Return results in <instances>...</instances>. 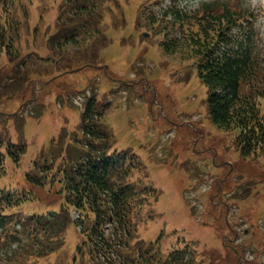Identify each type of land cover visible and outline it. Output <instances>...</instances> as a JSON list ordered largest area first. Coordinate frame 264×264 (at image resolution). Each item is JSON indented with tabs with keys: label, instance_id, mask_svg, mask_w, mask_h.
I'll list each match as a JSON object with an SVG mask.
<instances>
[{
	"label": "rangeland",
	"instance_id": "rangeland-1",
	"mask_svg": "<svg viewBox=\"0 0 264 264\" xmlns=\"http://www.w3.org/2000/svg\"><path fill=\"white\" fill-rule=\"evenodd\" d=\"M162 1L118 0L100 25L111 43L99 52L95 65L85 66L74 57L78 48L49 46L48 39L60 30L56 24L63 0H23L28 20L17 45L21 58L32 56L36 67L29 64L20 71L30 73L29 83L19 86L16 96L11 97L13 88H0V134L8 132L12 142L26 143L28 150L20 168L8 161L5 181L20 186L24 173L35 172L34 162L51 166L53 160V169L38 173L43 181L47 176L43 186L31 185L35 200L20 211L59 209L64 199L58 182L64 176L61 169L70 168L76 153L71 146L85 139L81 114L87 97L95 94L110 102L102 123L112 133V150L134 154L141 166L131 182L141 180L149 187H144L148 199L138 208L134 244L154 253L155 264H165L172 251L184 249L189 251L185 263L193 258L194 264H264V155H242L238 132L211 121L208 89L193 61L163 52V36L146 16ZM245 1L256 10L255 27L264 49V0ZM15 16L22 19V11ZM101 44L93 42L88 48ZM48 60L60 62L62 70H54ZM65 66L73 68L63 70ZM0 68L4 76L10 74L5 54ZM22 105L26 109L20 117ZM71 231L58 253L27 264H88L76 250L80 238Z\"/></svg>",
	"mask_w": 264,
	"mask_h": 264
},
{
	"label": "trees",
	"instance_id": "trees-1",
	"mask_svg": "<svg viewBox=\"0 0 264 264\" xmlns=\"http://www.w3.org/2000/svg\"><path fill=\"white\" fill-rule=\"evenodd\" d=\"M116 6L118 0H63L56 24L60 30L48 39L50 48L76 47L79 52L74 57L79 56L85 66L95 65L99 52L111 43L100 28L104 13ZM18 10L22 19L15 16ZM146 16L156 34L163 36L159 45L166 55L180 54L183 60L193 61L192 67L208 89L211 121L238 132L242 155H264V49L255 27L256 10L245 0H163ZM27 17L23 0H0V58L5 54L11 63L8 75L0 68L4 80L0 88L4 92L13 88L11 97L20 87H27L30 73L20 71L33 65V57L22 59L17 45ZM97 41L102 44L89 50ZM48 62L54 70H62L60 62ZM109 106L96 96L86 102L79 126L85 139L77 142L83 149L77 143L71 146L76 153L70 157V168L61 169L64 176L58 182L64 199L59 209L20 211L35 200L31 185L43 186L47 176L43 181L41 174L53 169V160L51 166L34 162L35 172L24 173L20 186L6 183L8 161L20 168L28 149L26 143L8 139V132L0 134V264L5 260L27 264L58 253L70 227L80 238L76 250L88 264H155L154 253L134 244L138 208L143 198L148 199L147 188L131 182L134 170L139 169L134 158L111 149L112 134L102 123ZM187 253L174 250L165 264H194L193 258L183 262ZM77 260L74 256L73 263Z\"/></svg>",
	"mask_w": 264,
	"mask_h": 264
}]
</instances>
